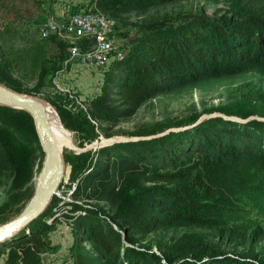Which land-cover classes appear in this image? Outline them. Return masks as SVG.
<instances>
[{
  "label": "rangeland",
  "instance_id": "1",
  "mask_svg": "<svg viewBox=\"0 0 264 264\" xmlns=\"http://www.w3.org/2000/svg\"><path fill=\"white\" fill-rule=\"evenodd\" d=\"M134 1L137 6L113 16L98 0H69L72 6L64 15L77 10L108 15L116 22L114 32L126 57L140 50V28L157 32L178 23L180 31L190 32L218 25L230 37L226 25L246 23L251 37L264 31L259 11L264 1L255 6L246 0H145L146 6ZM45 2L28 0L25 6L20 0H0V85L55 112L61 139L70 146L63 145L64 176L57 196L31 225L0 242V264H76L77 257L85 264H214L231 259L235 261L226 264H264V61L252 59L250 70L213 32L222 50L195 59L196 67L178 62L180 78L168 94L130 107L120 89L128 74L119 66L96 70L75 64L63 70L64 60H57L54 47L40 68L22 59L35 40L39 44L49 38L40 33L47 19L39 17L38 9ZM6 30H11L10 38ZM240 130L253 142L259 139L261 147L219 162L217 183L201 185L202 169L184 180H161L160 174L171 171L159 163L172 144L200 143L214 134L228 140ZM0 150L10 158L9 170L0 175L1 226L24 211L43 168L45 153L30 114L0 104ZM186 155L191 161L201 158ZM133 219L145 223L143 232L131 229ZM90 223L123 237L119 257L89 241ZM26 237L31 241L25 251L11 249L13 241Z\"/></svg>",
  "mask_w": 264,
  "mask_h": 264
},
{
  "label": "trees",
  "instance_id": "2",
  "mask_svg": "<svg viewBox=\"0 0 264 264\" xmlns=\"http://www.w3.org/2000/svg\"><path fill=\"white\" fill-rule=\"evenodd\" d=\"M175 1L178 0H155V2L161 4ZM263 1L246 0L248 6H255ZM98 2H100V8L111 12L113 16L123 12V8L127 7L128 10L130 7L137 6V2L134 0H98ZM138 3L146 6L148 1L139 0ZM259 11L264 16V5ZM174 25L170 29L163 28L157 32L141 31L142 28H140L139 32L144 35V41L141 42L139 52L128 55L116 65L125 71L128 74V79L131 80L120 85L121 98L126 105L136 106L149 99L168 94L171 90L170 86L180 78V73L178 74L176 71L178 62L179 64L188 62L194 65L195 59H205L206 52L222 50V44L218 43L220 41L212 37L213 32L221 40L227 41L228 45L225 44L227 48L233 49L250 70L254 69L252 59L264 61V31L261 29L251 37L246 23L226 25L230 28L229 37L225 26L214 25L211 31L208 30L209 27L207 26L196 31L185 32L184 30L180 31L181 27H176L178 23ZM177 31H180L177 33L178 35H176ZM4 33H7L10 38L11 30H6ZM16 35L15 31L10 40H13ZM254 36H256V39H252L255 38ZM252 40H255L254 43L249 44ZM205 41H207L206 47L201 45ZM51 47L58 49L59 53L56 55L58 61L62 62L67 58L65 44L55 37H49L39 44L35 40L22 59L29 62L32 68H40L42 65H46ZM194 67L196 66L194 65ZM125 114L130 116L132 111H127ZM236 132L239 135L237 137L231 135L228 140L214 134L205 136L200 143L194 141L188 145L182 143L172 144L167 148L164 160L159 163L163 170L169 168L171 171L160 174L161 180H184L187 174L202 169V172H200L202 175H198V181L201 185L206 186L208 181L211 184L217 183L219 181V162H223L229 155L232 156L236 153L240 155L254 153L260 146L256 144V142L261 143V141H258L259 139H255L254 143L252 139L245 138V135L251 138L252 136L244 130ZM228 133L232 134L230 131ZM188 152L197 154L201 158L191 161L186 155ZM184 160H188L186 165H180V162ZM9 168L10 158L3 150H0V175L8 171ZM168 203L170 204L169 201L166 202V204ZM129 224L132 230L138 232H143L145 228V223L139 219H133ZM157 224H159L158 221ZM87 234L89 241L99 247L105 254L119 257L123 237L118 232L106 230L96 223H90L87 226ZM30 241L31 239L26 237L13 241L10 246L14 251H25L24 246ZM234 261L231 259L229 261L214 262V264H226ZM76 264L85 263L81 257H77Z\"/></svg>",
  "mask_w": 264,
  "mask_h": 264
},
{
  "label": "built area",
  "instance_id": "3",
  "mask_svg": "<svg viewBox=\"0 0 264 264\" xmlns=\"http://www.w3.org/2000/svg\"><path fill=\"white\" fill-rule=\"evenodd\" d=\"M61 17L58 20L55 15L47 16L40 33L43 38L55 37L65 44L67 58L63 70L75 64L99 70L126 58V50L114 32L116 22L108 15L95 10H77Z\"/></svg>",
  "mask_w": 264,
  "mask_h": 264
},
{
  "label": "water",
  "instance_id": "4",
  "mask_svg": "<svg viewBox=\"0 0 264 264\" xmlns=\"http://www.w3.org/2000/svg\"><path fill=\"white\" fill-rule=\"evenodd\" d=\"M0 104L14 109L20 108L31 115L45 153L43 168L38 176L35 193L30 202L17 219L0 226V242H2L15 232L31 225L44 214L60 188L64 170L62 159L53 142L46 120L43 103L0 85Z\"/></svg>",
  "mask_w": 264,
  "mask_h": 264
},
{
  "label": "bare ground",
  "instance_id": "5",
  "mask_svg": "<svg viewBox=\"0 0 264 264\" xmlns=\"http://www.w3.org/2000/svg\"><path fill=\"white\" fill-rule=\"evenodd\" d=\"M43 106L45 108V116H46L48 126L50 128V132L52 135L53 142L55 143L57 150H58L60 157H61L63 145L64 144L69 145V143L68 142L64 143L63 140L61 139L63 130H62V127L59 125L58 116L55 114V112L53 113L52 111H50L51 109L46 108L44 104H43ZM16 109H20V108H16ZM226 119H228V118H226ZM61 159H62V157H61ZM58 192H57V194H58ZM57 194H56V196H57Z\"/></svg>",
  "mask_w": 264,
  "mask_h": 264
},
{
  "label": "crops",
  "instance_id": "6",
  "mask_svg": "<svg viewBox=\"0 0 264 264\" xmlns=\"http://www.w3.org/2000/svg\"><path fill=\"white\" fill-rule=\"evenodd\" d=\"M21 4L27 5L28 0H20ZM72 5H69V0H47V2L40 4V7L42 9H38V13L40 14V18L42 20L49 16L52 15V13L57 14L58 16L67 14L66 12L71 9ZM47 10V11H46ZM50 10V13H49Z\"/></svg>",
  "mask_w": 264,
  "mask_h": 264
}]
</instances>
